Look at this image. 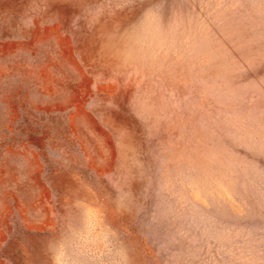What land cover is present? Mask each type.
Returning <instances> with one entry per match:
<instances>
[{"label":"rangeland","instance_id":"rangeland-1","mask_svg":"<svg viewBox=\"0 0 264 264\" xmlns=\"http://www.w3.org/2000/svg\"><path fill=\"white\" fill-rule=\"evenodd\" d=\"M0 264H264V0H0Z\"/></svg>","mask_w":264,"mask_h":264}]
</instances>
